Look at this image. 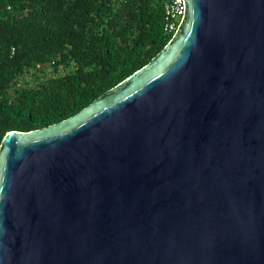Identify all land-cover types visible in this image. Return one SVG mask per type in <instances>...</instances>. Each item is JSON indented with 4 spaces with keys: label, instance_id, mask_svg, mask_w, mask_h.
Segmentation results:
<instances>
[{
    "label": "water",
    "instance_id": "obj_1",
    "mask_svg": "<svg viewBox=\"0 0 264 264\" xmlns=\"http://www.w3.org/2000/svg\"><path fill=\"white\" fill-rule=\"evenodd\" d=\"M0 264H264V0H182L142 69L9 132Z\"/></svg>",
    "mask_w": 264,
    "mask_h": 264
},
{
    "label": "trees",
    "instance_id": "obj_2",
    "mask_svg": "<svg viewBox=\"0 0 264 264\" xmlns=\"http://www.w3.org/2000/svg\"><path fill=\"white\" fill-rule=\"evenodd\" d=\"M164 0H0V146L56 125L155 58Z\"/></svg>",
    "mask_w": 264,
    "mask_h": 264
},
{
    "label": "built area",
    "instance_id": "obj_3",
    "mask_svg": "<svg viewBox=\"0 0 264 264\" xmlns=\"http://www.w3.org/2000/svg\"><path fill=\"white\" fill-rule=\"evenodd\" d=\"M164 4V32L168 35H174L182 23V0H164Z\"/></svg>",
    "mask_w": 264,
    "mask_h": 264
}]
</instances>
